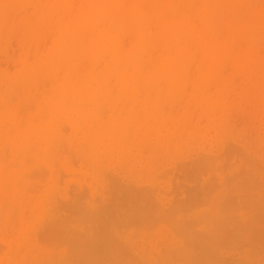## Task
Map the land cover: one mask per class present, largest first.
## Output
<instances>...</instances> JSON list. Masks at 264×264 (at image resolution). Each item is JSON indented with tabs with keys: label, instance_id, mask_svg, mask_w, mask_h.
<instances>
[{
	"label": "rangeland",
	"instance_id": "1",
	"mask_svg": "<svg viewBox=\"0 0 264 264\" xmlns=\"http://www.w3.org/2000/svg\"><path fill=\"white\" fill-rule=\"evenodd\" d=\"M12 1L0 0V264H264V0L207 1L208 40L219 51L229 46L207 56H221L215 67L203 61L218 78L203 89L210 104L199 105L187 84L172 106L161 104L153 129L149 119L126 118L130 108H150L149 90L115 87L105 103L91 95L67 102L55 130L38 136L24 130L48 121L40 105L60 73L47 63L30 77L23 72L46 57L55 26L77 17L84 0H59L66 14L49 0ZM148 2L151 15L182 14L202 27L194 16L200 0ZM192 53L190 76L201 64ZM251 56L257 62L246 67ZM116 122L121 129H112Z\"/></svg>",
	"mask_w": 264,
	"mask_h": 264
},
{
	"label": "bare ground",
	"instance_id": "2",
	"mask_svg": "<svg viewBox=\"0 0 264 264\" xmlns=\"http://www.w3.org/2000/svg\"><path fill=\"white\" fill-rule=\"evenodd\" d=\"M23 1L24 0H13L12 2L13 3L17 2V4H19L20 2H23ZM128 1L129 0H86V1L84 0V2L82 4L83 9H81L82 11L80 14H78L77 17L76 16L73 17V15L70 14L69 16L71 18L72 17L74 18L71 22L68 23V22H66V20H64V18H62L63 22L65 21L66 24L62 23V24H58L57 26H55V32H54L52 45H51V48L48 51L46 57L43 60H38L37 64L33 65L32 67H29L25 72H23V75H22V77H30V76L34 75L37 71H39L40 66H42V64H44V63H47L49 65V67H50L49 72H51L52 74L57 73V72L60 73V77H58L56 79V81L54 82V88H55L54 89L55 90L54 95L48 99V103H47L46 107H43L44 106L43 104L40 105V107L42 108L41 111H44L46 108V111H44V112H45V116L47 117L48 121L46 123L38 125V126H32V125L28 126L24 130V135L29 136V135L35 134L36 136H38V135H43L45 133L48 134L49 132H52L53 130H55V128H56L55 121H56V119H58L63 114L65 107L67 106L66 105L67 102L73 101L76 98L81 99L85 95H87V96L91 95V96H93L94 100L97 102H104L105 103L107 101H111L112 100L111 94L113 93L114 90H116V89H114L115 87H118L119 88L118 91H120V92L122 90L124 92V94H125V92L130 91L131 93H134L135 95L139 89L145 88V89L149 90V93L147 94L146 98L151 100L150 108H148V110H142L141 109L142 111L140 110V112L137 111V109L135 110L134 108H130L126 112V118L128 119V121L132 120V119H136V118L149 119L151 121L150 123H151V126L153 127V129L157 128V127L159 128L160 122H158V121H160L161 118L164 116V114L162 113L161 104L171 102V106H172L173 105L172 102L173 101L175 102V100L179 99V97L181 96L180 95L181 89L184 86H186L187 84L188 85L191 84L193 86L194 91H195L194 94L197 95L196 99H197V102L199 103V105L201 104L202 106H204L205 104H208L210 102L211 99H209L207 96H205V94L203 93V89H204L205 85L207 84V82H209L210 79L217 80L218 78L216 77L215 74H213V73L211 74V72H209V68L211 66L210 65L208 66L207 62L203 63V61L204 60L209 61V64H212V65L214 64V67H215V65L219 62L218 59H220L221 56L215 60V63H213L214 61H212V63H210L211 58L213 56H214V58H215V56L217 57L218 54L222 55V56L227 54L226 49L228 50L229 46L226 47V49L224 51L226 53H224L221 50H220L221 51L220 52L218 49L216 50V48L220 47V49H221V45L218 44L220 46L213 49L212 48L213 45L211 46V42H210V40H208V37H209L208 35H211V31H212L210 19H209L210 18L209 12H207V8H206V3L208 0H200L199 9L194 13V16L200 21V23L202 25V27L196 26L195 28H197V29H194L193 28L194 26H191V24H190L191 21L189 18L182 16V14L180 15L181 12L179 13L180 16H177L178 18H173L171 15H169V11L167 12L168 14L166 12L160 11V13L154 12L157 14L151 15V14H149L151 12V10L149 12L148 10H145V8H144L145 7L144 5H146L145 0H144V4H143V0H131L130 3ZM148 1L151 2L152 0H146V2H148ZM172 1H174V0H172ZM180 1H181V3H183V5L188 3V0H180ZM48 2H50V4L52 3V6L54 8L56 6V8L58 9L57 3L60 2L59 0H49ZM126 2H127V4H126ZM156 2H158V1H156ZM237 3H239V2H237ZM48 4L49 3H47L48 9H50V7H49L50 4L49 5ZM72 4H73V2L69 6H72ZM78 4L81 5V2H78ZM147 4L149 5L150 3L148 2ZM61 5H62V3H61ZM125 5H128V6L126 7ZM146 7L149 8V6H146ZM46 9H47V7H46ZM61 10L58 9L59 14H61V12H62ZM76 10H77V8H76ZM55 11H56V9L54 10V12ZM54 12H51V14ZM69 12L72 13L71 10ZM58 13H55V16H56V14L58 16L59 15ZM62 13L66 14L65 10ZM183 13H184V10H183ZM48 17H51V15ZM170 17L172 19H170ZM71 18H70V20H71ZM197 23H198V21H197ZM152 28H154L155 30L152 31ZM251 30L253 31V29H251ZM124 31L125 32L129 31V35L131 34V36H132V39L130 40L132 42L129 46V49H127L126 51L123 48L124 46H120L122 44H119V43H122V40L120 42V38L127 36V34L123 33ZM257 31H258V29H257ZM154 32H156V33H154ZM244 33H246V32H244ZM129 35H128V38H129ZM248 35H250V34H248ZM234 37H235V35H234ZM247 40H248V38H247ZM250 40H252V38H250ZM213 41L214 40H212V42ZM218 42H220V41L218 40ZM250 42H252V41H250ZM77 43L83 44L85 46L84 50L77 51V52H76V50H78V49H75V51L72 50L73 46H75V45L77 46ZM216 44L217 43H215V46H216ZM157 46H158V49L160 48V50L155 48ZM192 47H195V49H197L198 52H200L199 54H200L201 59H199V60H201L200 61L201 64H197V68H196L195 72L193 73V75L190 76L189 72L192 69L193 65L195 64V61L192 59V56H191ZM75 48H78V46ZM120 48H123L124 51H122ZM153 48L158 50L159 52H161V54L159 53L160 56L156 57L155 61L153 60V58L155 59V56L154 57L150 56L151 54L153 55V53H152L154 51ZM194 51L195 50L193 48V53H192L193 55H195L194 53L198 54V52H196V51L194 52ZM155 53H154V55H155ZM221 53H224V54H221ZM209 55H212L209 58L210 60L207 58V56H209ZM149 56H150V59L152 58L153 61L148 62L150 60ZM84 58H86V60L88 59V61H89L88 63L86 61L87 67H84V64H83ZM248 59L249 60H246L247 63L245 62L246 67H247V65L251 67L252 63L257 62V61H255V59L253 60V56L249 57ZM145 62H148V63L146 64ZM262 64H264V63H262ZM205 66L207 68L208 67L209 68L206 69ZM211 70L213 71L214 69L211 67ZM11 83L13 84V82H11ZM43 83H44V81H43ZM262 87H264V86H262ZM110 88L111 89L113 88L112 93H111ZM209 89H211V88H209ZM262 89H264V88H262ZM206 90H205V92H206ZM262 93H264V92H262ZM122 94H120V95H122ZM13 99H14V97H13ZM133 99L136 101L135 97ZM125 100H127V98H125ZM182 100H183V98H182ZM121 101L122 100H120V102ZM137 101H138V99H137ZM19 103H20V101H19ZM145 104H147V103H145ZM100 106H101V104H100ZM67 107H69V106H67ZM2 110H3V108H0V112ZM172 111H173V109H172ZM22 112H23V110H22ZM100 112H101V110H100ZM97 113H99V112H97ZM37 114H38V112H37ZM38 115L41 116V122H42V120L44 119V118H42V115H44V114H41V115L38 114ZM1 118H4V116ZM103 118H105V117H103ZM80 120H82V119H80ZM192 120H193V118H192ZM134 121L135 120H133V122ZM33 122H36L35 119ZM62 122H63V120H62ZM111 122H112V120H111ZM125 122L129 124V122H127L126 120H125ZM126 123H125V125H126ZM130 126H132V125H130ZM130 126L128 128H131ZM128 128H127V130H128ZM147 128L148 127H146V129ZM112 129L113 130L121 129V123L116 122L115 125H113ZM12 130L10 132H12ZM56 132H54V133H56ZM50 134H52V133H50ZM31 139H29V140H31ZM29 140H28V142H29ZM5 142H8V140ZM46 142H47V140H46ZM53 142L55 143V141H53ZM39 143H40V141H39ZM52 144L53 143H50V146H52ZM44 145H45V143H44ZM52 148H53V146H52ZM16 150L18 151L19 149H16ZM18 152H20V151H18ZM5 155H7L6 152H5ZM5 158H6V156H5ZM19 158H21V157H19ZM21 159H23V158H21ZM24 160H26V158H24L23 161ZM5 161H7V160H5ZM30 162H32V161H29V164H30ZM12 163H14V162H12ZM17 173H18V171H17ZM19 175H21V173ZM2 177L7 178V176H2ZM12 177H9L8 179H10ZM6 182H7V180H6ZM6 184L7 183H5V186H6ZM4 189H5V192H3L4 194L1 193L3 195L7 194L8 192L6 193V191L9 190L8 187L4 188ZM0 196H2V195H0ZM6 197L8 198V195H5V199H6ZM38 198H40V197L38 196ZM3 199H4V197H3ZM21 200H23V199H21ZM8 201H10V200H8ZM5 210L3 209V211H5ZM0 211H2V210H0ZM0 215H1V212H0ZM0 219H2V218H0ZM18 226H20V225H18ZM172 230H174V229H172ZM176 231H178V230H176ZM20 239H22V238H20ZM94 242H95V240H94ZM89 244H92V243H89ZM182 246H183V244H182Z\"/></svg>",
	"mask_w": 264,
	"mask_h": 264
}]
</instances>
